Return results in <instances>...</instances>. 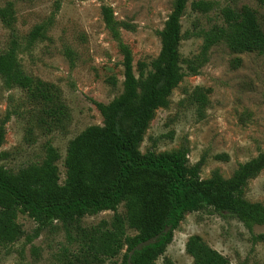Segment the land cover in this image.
<instances>
[{
  "label": "rangeland",
  "instance_id": "rangeland-1",
  "mask_svg": "<svg viewBox=\"0 0 264 264\" xmlns=\"http://www.w3.org/2000/svg\"><path fill=\"white\" fill-rule=\"evenodd\" d=\"M205 1L210 3L209 11H193L192 0H188L180 17L179 64L185 75L171 89L166 105L154 110L137 149L146 157L184 148L188 165L201 163V179L214 171L228 179L240 163L264 152V43L237 49L221 41L205 50L203 32L224 27L221 8L244 6L254 9L264 32V7L256 0ZM175 3L0 0V53L14 47L23 71L51 85L54 96L51 105L35 87L7 86L0 76V132L4 133L0 164L16 173L40 163L50 142L60 155L57 165L62 182L69 140L87 126H103L96 104H108L122 92L124 49L130 54L136 78L141 71L151 72L161 49V32ZM105 7L113 13L124 48L105 23ZM35 27L39 32L32 39ZM196 92L205 96L204 105L195 99ZM121 126L126 130L129 122L122 121ZM244 197L264 205V168L248 180ZM117 212L124 213L123 202ZM112 215L111 210L86 214L78 228L59 221L45 223L29 243L26 235L33 233L37 221L19 212L17 222L24 234L14 242H0V264H93L81 254L80 231L103 225V221L108 224ZM126 230L130 236L137 233L129 227ZM258 234H264V225L248 230L233 216L211 207L187 212L154 264H193L185 250L191 235L199 236L232 264H264V241L253 239ZM124 252L125 248L105 258L103 264L121 261Z\"/></svg>",
  "mask_w": 264,
  "mask_h": 264
},
{
  "label": "trees",
  "instance_id": "trees-1",
  "mask_svg": "<svg viewBox=\"0 0 264 264\" xmlns=\"http://www.w3.org/2000/svg\"><path fill=\"white\" fill-rule=\"evenodd\" d=\"M264 7V0H256ZM188 0H176L161 32V49L152 61V71L139 73L136 78L131 59L125 50V71L122 92L110 103H97L104 118L103 126L90 125L69 140L64 156L65 177L60 181L57 161L60 155L50 142L40 163H32L9 172L0 164V242L11 243L24 231L17 222L19 212L27 213L37 221L33 233L26 235L31 242L45 223L59 221L65 227H79L86 214L113 211L107 224L80 231V250L87 263L103 264L105 258L117 256L124 248L121 261L127 264V255L137 243L158 235L154 243L136 250L133 264H154L171 242L173 230L185 213L211 207L240 221L248 230L264 225V205L244 197L250 178L264 168V152L240 163L233 175L224 179L218 171L209 178L199 177L201 163H186V149L142 157L137 149L142 134L157 107L165 106L167 96L185 75L179 64L180 17ZM191 9L205 13L210 3L192 0ZM224 27L204 31V48L221 41L237 49L258 47L264 43V32L254 9L224 7L220 9ZM105 23L113 37L121 44L113 13L103 9ZM39 27L32 30L31 38L38 35ZM0 76L7 86L31 90L35 87L54 105L51 85L34 80L21 68L14 47L0 53ZM139 91V93H138ZM139 94V96H138ZM206 103L205 96L194 94ZM138 99L136 100V98ZM53 103V104H52ZM51 110L53 108H50ZM128 121V129L121 126ZM4 133L0 132V146ZM124 203V213L117 212ZM127 227L137 233L127 234ZM168 228L167 231L165 229ZM255 241H264V234L254 235ZM83 241V243H82ZM193 264H232L216 249L191 235L185 244Z\"/></svg>",
  "mask_w": 264,
  "mask_h": 264
},
{
  "label": "water",
  "instance_id": "water-1",
  "mask_svg": "<svg viewBox=\"0 0 264 264\" xmlns=\"http://www.w3.org/2000/svg\"><path fill=\"white\" fill-rule=\"evenodd\" d=\"M168 228H169V227H167V228L165 229V231H167ZM157 237H158V235H155L154 237L149 238V239H146V240H144V241H141V242L137 243L134 247H132V248L130 249V251L128 252V255H127V264H133V263L131 262V256L133 255V253H134L136 250H140V249H142L144 246H147V245H149L150 243H154V242L156 241Z\"/></svg>",
  "mask_w": 264,
  "mask_h": 264
}]
</instances>
